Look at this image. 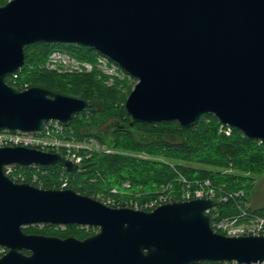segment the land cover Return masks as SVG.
<instances>
[{"label": "water", "instance_id": "1", "mask_svg": "<svg viewBox=\"0 0 264 264\" xmlns=\"http://www.w3.org/2000/svg\"><path fill=\"white\" fill-rule=\"evenodd\" d=\"M82 45L115 62L136 83L123 103L129 126L174 120L184 129L210 113L264 145V0H7L0 5V131L68 127L88 102L6 78L26 45ZM78 163L58 151L0 146V264H263L264 235L228 237L205 210L218 199L113 208L72 189L15 183L4 166ZM96 228L83 240L26 234L28 226ZM25 252V253H24Z\"/></svg>", "mask_w": 264, "mask_h": 264}, {"label": "trees", "instance_id": "2", "mask_svg": "<svg viewBox=\"0 0 264 264\" xmlns=\"http://www.w3.org/2000/svg\"><path fill=\"white\" fill-rule=\"evenodd\" d=\"M6 1L0 0V5ZM54 49L64 50L78 59L88 61H93L100 54L82 45L32 43L24 47L25 61L14 72L16 78L9 75L7 83L20 90L25 86H40L88 102L100 101L98 111L76 113L63 134L76 140H82L83 135L90 136L113 152L80 149L77 152L81 156L79 168L71 172H66L59 165H17L16 168L25 174L24 183L40 189L59 190L66 180L64 189H72L101 203V198L108 196L114 202H144L153 197L161 185L174 182L178 172L190 181L209 180L227 192L243 191L247 202L254 178L264 172V145L259 140L250 139L230 127L226 134L224 131L227 126L210 113L202 114L198 122L188 129L174 120L136 122L129 126L123 103L134 82L128 83L124 78L115 79L114 83L106 85L104 81L107 76L96 70L85 73L49 70L44 62ZM106 121L107 126L102 125ZM225 168L233 172L220 170ZM33 174L38 180L34 184L31 183ZM113 189L117 191L116 195L110 193ZM218 210L222 215L231 213L225 205H221ZM252 213L264 217V205L252 210ZM22 230L26 234L63 239L74 237L79 240L97 232L96 228L76 225H35Z\"/></svg>", "mask_w": 264, "mask_h": 264}, {"label": "built area", "instance_id": "3", "mask_svg": "<svg viewBox=\"0 0 264 264\" xmlns=\"http://www.w3.org/2000/svg\"><path fill=\"white\" fill-rule=\"evenodd\" d=\"M47 67L57 64L61 66L56 69L58 72H90L94 65L100 68L102 73L108 75L120 74L121 76L128 75L115 62L106 56L96 55L93 61L78 59L68 52L60 49H54L49 53ZM46 67V68H47ZM47 68V69H48ZM11 75V74H10ZM130 76V75H128ZM12 78H16V74L12 73ZM25 86L24 89H26ZM64 126L58 121L52 120L47 122L40 131L35 132H9L6 130L0 131V146L5 145H23L27 147L38 148L46 151H58L71 159L75 163H79L81 156L78 155V150L83 148L82 140H75L73 137L67 138L64 132ZM230 128L227 127L224 131L228 134ZM16 164H8L4 166V173L7 178L15 183H24L26 177L23 171L16 168ZM20 166V165H18ZM29 167H37L38 165H28ZM178 177L174 182L161 185L157 193L144 202L140 201H124L114 202L110 196L101 198L102 203L115 208H130L138 211H153L155 208L172 202H183L194 199H218L219 205L209 208L204 211L206 215H214L215 220L211 222V228L214 232L228 237L239 236H259L264 235V217L252 213V210L246 202V197L243 191L227 192L213 185L209 180L190 181L183 174L178 173ZM36 174L32 175L31 183H37ZM32 185V184H30ZM66 187V180L61 185L60 189ZM124 187L128 188L127 185ZM39 188V187H38ZM113 195L117 194L116 190H111ZM225 205V208L231 211L227 215H222L218 208ZM4 252L0 248V254ZM234 264V263H232ZM264 264V263H263Z\"/></svg>", "mask_w": 264, "mask_h": 264}, {"label": "rangeland", "instance_id": "4", "mask_svg": "<svg viewBox=\"0 0 264 264\" xmlns=\"http://www.w3.org/2000/svg\"><path fill=\"white\" fill-rule=\"evenodd\" d=\"M48 59H49V54H48V56L44 62L45 67H47V65L49 66V64H47ZM50 67L60 68L61 66L54 64V66L50 65ZM50 67L49 68L47 67V68L50 70ZM51 70H53V69H51ZM92 70H96L98 73L103 74L104 76L105 75L107 76V79H105V81H104L106 85H111L112 83L115 82V79L122 80L124 78L127 79L128 83H131V84H133V82H134V84L136 83L135 78L128 76V75H125V74L123 76H121L120 74H118V76L108 75L106 73L104 74L101 72L102 70L100 68H98L97 65H94ZM53 71H56V69H54ZM56 72H58V71H56ZM73 72L85 73V71H83V72L73 71ZM73 72H70V73H73ZM132 87H131V89H132ZM107 124H108V121L104 122L102 125L107 126ZM80 131H81V129H80ZM81 143L83 145L82 149H86L88 151L113 152L111 149L107 148L104 144L99 143L96 139H94L90 136H87V135H83ZM220 170H222L223 172H233L231 169H228V168L220 169ZM176 177H178L177 173H176ZM247 202H248V206L251 210H257L264 205V172L259 174V175H256V177L254 178L253 187L247 195Z\"/></svg>", "mask_w": 264, "mask_h": 264}]
</instances>
